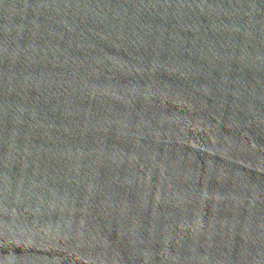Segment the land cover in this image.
I'll use <instances>...</instances> for the list:
<instances>
[{"label":"water","instance_id":"obj_1","mask_svg":"<svg viewBox=\"0 0 264 264\" xmlns=\"http://www.w3.org/2000/svg\"><path fill=\"white\" fill-rule=\"evenodd\" d=\"M0 264H264V0H0Z\"/></svg>","mask_w":264,"mask_h":264}]
</instances>
